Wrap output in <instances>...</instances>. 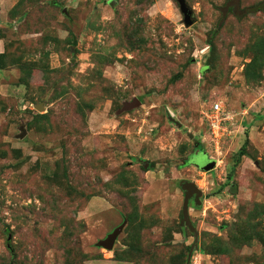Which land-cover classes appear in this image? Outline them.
I'll return each instance as SVG.
<instances>
[{
	"label": "rangeland",
	"instance_id": "374dc122",
	"mask_svg": "<svg viewBox=\"0 0 264 264\" xmlns=\"http://www.w3.org/2000/svg\"><path fill=\"white\" fill-rule=\"evenodd\" d=\"M185 1L0 0V264H264V0Z\"/></svg>",
	"mask_w": 264,
	"mask_h": 264
},
{
	"label": "water",
	"instance_id": "95a60500",
	"mask_svg": "<svg viewBox=\"0 0 264 264\" xmlns=\"http://www.w3.org/2000/svg\"><path fill=\"white\" fill-rule=\"evenodd\" d=\"M179 8L183 14L184 17V23L187 26L192 25L193 21L191 19V10L189 9V7L186 4L185 0H176ZM258 9V7H256ZM260 8L264 9V4L260 5ZM240 14V13H239ZM25 134V131L23 130L21 135ZM199 166L204 169L205 171L211 170L214 168L215 166V162L213 160H207L206 157L201 159L199 162ZM184 189L186 190L185 195H184V199H183V207H182V219H181V223L185 224L190 231L193 233L194 235V244L191 245L190 248V252L189 255L191 254L192 250L194 249V247L196 246V242H197V232L196 229L194 227V225L191 223L190 219H189V212H188V203H189V199L190 197H192L193 195L195 196V199L198 201L199 197L202 195V191L196 187V185L194 183H186L184 185ZM122 226L119 227V229L115 230L112 234H110L107 238H105L104 240L99 241V245L105 247L106 249H112L114 241L116 239V237L118 236L120 230H121Z\"/></svg>",
	"mask_w": 264,
	"mask_h": 264
},
{
	"label": "built area",
	"instance_id": "2783aa9c",
	"mask_svg": "<svg viewBox=\"0 0 264 264\" xmlns=\"http://www.w3.org/2000/svg\"><path fill=\"white\" fill-rule=\"evenodd\" d=\"M224 111L219 103L211 105L209 110L204 113L209 129V134L212 141L218 143L220 135H223L225 129V123L228 117L223 115Z\"/></svg>",
	"mask_w": 264,
	"mask_h": 264
},
{
	"label": "trees",
	"instance_id": "16d2710c",
	"mask_svg": "<svg viewBox=\"0 0 264 264\" xmlns=\"http://www.w3.org/2000/svg\"><path fill=\"white\" fill-rule=\"evenodd\" d=\"M174 1H176V0H174ZM176 2H177V1H176ZM243 148H244V147H241V149H240V151H239L240 154H243ZM229 175H231V172L229 173Z\"/></svg>",
	"mask_w": 264,
	"mask_h": 264
},
{
	"label": "flooded vegetation",
	"instance_id": "af4514ba",
	"mask_svg": "<svg viewBox=\"0 0 264 264\" xmlns=\"http://www.w3.org/2000/svg\"><path fill=\"white\" fill-rule=\"evenodd\" d=\"M202 156H203L202 154H199V155H198V158H199V159H202ZM206 159L208 160V158H206ZM194 163H195V162H194Z\"/></svg>",
	"mask_w": 264,
	"mask_h": 264
}]
</instances>
